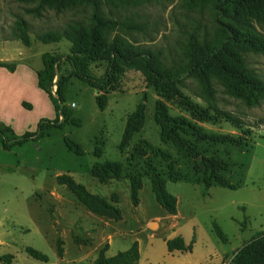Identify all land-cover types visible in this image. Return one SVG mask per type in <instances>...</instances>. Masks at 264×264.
Segmentation results:
<instances>
[{"label":"rangeland","instance_id":"374dc122","mask_svg":"<svg viewBox=\"0 0 264 264\" xmlns=\"http://www.w3.org/2000/svg\"><path fill=\"white\" fill-rule=\"evenodd\" d=\"M35 5L32 0H0V60L14 63L20 78L41 97L35 101V109L20 115L10 128L20 136L35 132L41 119H56L53 104L36 87L43 53L58 61L54 83L59 76L66 78L61 103L66 115L58 117L61 127L48 129L46 137L38 142L10 151L0 145V257L12 255L11 264H93L103 245L108 244L105 255L111 257L137 242L138 264H229L242 245L264 232V100L253 104L231 81L196 72L177 84L178 97L159 99L139 71L126 68L117 90L107 93L106 106L100 110L96 104L100 92L71 75L67 62L70 42L61 39L43 44L36 39L37 34L84 20L87 13L70 10L57 14L46 9L36 17L27 13ZM115 15L141 24L142 30L131 34L132 41L160 49L168 65L180 60L188 33L210 35L213 30L207 9H188L182 0H151L119 8ZM19 18L29 25V47L14 35ZM243 56L248 67L264 80V53L245 51ZM81 59L91 76H104L105 62ZM55 91L53 85V94ZM158 100L165 104L170 117L182 119L205 134L241 138L243 145L198 143L179 129L176 132L185 147L162 142L161 128L155 121ZM140 105L144 107V125L126 142L123 135L127 118ZM193 105L210 115H215L214 111L229 112L238 122L232 124L221 116L204 120L191 112ZM64 138L77 143L83 154L69 152ZM210 156L228 163V170L221 175L239 185L238 189H204L201 159ZM107 161L120 166V179L104 180L93 175L92 167ZM149 164L175 197V215L166 213L156 202ZM129 174L140 175L136 205L130 198ZM60 175L72 177L89 193L104 199L119 211V217L92 212L68 187L57 183ZM213 221L227 236L225 244L213 234ZM178 236L186 245L193 241L191 252H168L166 241ZM26 247L47 256L48 262L31 258Z\"/></svg>","mask_w":264,"mask_h":264},{"label":"trees","instance_id":"16d2710c","mask_svg":"<svg viewBox=\"0 0 264 264\" xmlns=\"http://www.w3.org/2000/svg\"><path fill=\"white\" fill-rule=\"evenodd\" d=\"M36 5L27 9V13L40 17L42 12L50 9L55 13L70 10H81L87 13L84 20H73L57 31H48L36 35V39L43 44L57 43L65 39L71 44V56L67 62L71 67V75L77 80L94 88L100 95L96 97V104L100 110L106 106V95L116 91L120 77L126 68L139 71L148 88H151L159 99H173L178 97L177 84L189 74L196 72L202 75L220 76L231 81L247 96V100L257 104L264 100V80L250 69L244 59V52L264 53V0H182L188 9H207L211 15L213 26L210 35L188 33L182 43L181 58L171 61L168 65L163 58V52L151 45H139L132 41L131 34L140 32L142 25L136 22L122 20L116 17L115 10L127 6H137L151 0H32ZM15 37L26 47L30 46L29 25L19 18L15 24ZM82 57L93 61L106 63L104 76L97 79L91 76ZM43 68L37 72V88L43 91L53 104L56 119L48 121L41 119L35 132H25L17 136L14 131L0 124V145L3 150L10 151L16 146L28 142H38L46 137V131L54 126H62L59 116L66 115L61 103L64 101V87L66 78H56L55 69L59 71L58 61L49 53L41 55ZM0 67L13 72L14 63H2ZM53 85L56 91L52 92ZM26 110L32 106L23 102ZM194 115L204 120H215L218 116L234 124L238 119L226 111H214L210 115L196 105L191 106ZM144 107L140 105L138 111L132 113L126 121L123 139L127 142L133 134L141 131L144 125ZM155 121L161 128L162 142H172L176 147H185L183 138L176 130H185L198 143L213 145H231L241 147L244 140L226 135H209L203 133L198 127L188 124L182 119L169 116L165 104L158 100L155 105ZM63 142L67 150L76 156L83 154L80 146L69 138ZM190 147V143H186ZM145 146L160 156L165 154L149 144ZM138 150V149H137ZM142 152V151H141ZM203 176L201 182L205 190L219 186L229 190H236L240 186L229 183L221 175L228 170V163L223 159L210 156L202 157ZM94 176L104 180L120 179V166L115 162H104L92 167ZM148 176L152 184V191L156 202L168 214H176V199L166 190L165 180L151 165H148ZM130 186V198L133 205L137 204L138 192L141 187L140 175H127ZM59 185H65L94 213L117 219L119 211L104 199L89 193L82 185L76 183L68 175L56 178ZM212 232L218 240L225 244L227 237L216 222H212ZM192 244L185 245L181 237L166 241L169 253L191 252ZM108 244L99 250L93 264H138L139 248L134 242L127 250L107 257L105 253ZM26 253L33 259L48 262L47 256L31 247L25 248ZM61 254V252H59ZM12 255L0 257L2 264H11ZM229 264H264V232H259L242 245L232 256Z\"/></svg>","mask_w":264,"mask_h":264},{"label":"crops","instance_id":"0c3cea01","mask_svg":"<svg viewBox=\"0 0 264 264\" xmlns=\"http://www.w3.org/2000/svg\"><path fill=\"white\" fill-rule=\"evenodd\" d=\"M0 62L10 64L7 61ZM39 99H41L39 93L20 78L17 68L10 72L0 67V124L11 127L12 123L21 117L20 115L33 111L35 101ZM23 102L30 104L32 109H24Z\"/></svg>","mask_w":264,"mask_h":264},{"label":"water","instance_id":"95a60500","mask_svg":"<svg viewBox=\"0 0 264 264\" xmlns=\"http://www.w3.org/2000/svg\"><path fill=\"white\" fill-rule=\"evenodd\" d=\"M55 73H56V75H57V70L55 69Z\"/></svg>","mask_w":264,"mask_h":264}]
</instances>
